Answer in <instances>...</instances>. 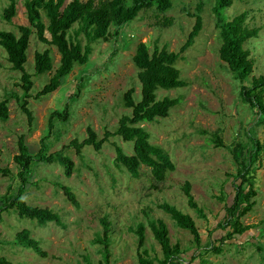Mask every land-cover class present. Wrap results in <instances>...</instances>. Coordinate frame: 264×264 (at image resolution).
<instances>
[{"label":"rangeland","instance_id":"1","mask_svg":"<svg viewBox=\"0 0 264 264\" xmlns=\"http://www.w3.org/2000/svg\"><path fill=\"white\" fill-rule=\"evenodd\" d=\"M11 1L0 0V30L19 37V28L30 26L25 7L28 0H15L17 15L7 22L3 16ZM216 1L173 0V8L166 13L155 9L142 11L135 21L120 30L118 37L112 27L110 40L92 45L90 62L77 65L58 92L40 99L36 95L49 84L59 67L57 48L41 43L33 30L25 64L33 87L30 97H26L22 73L12 69L6 51L0 46V102L8 101L10 111L8 121L0 122V168L11 171L9 177L0 175V206L16 195L20 187L14 161L20 138L25 136L31 154L39 153L42 139L49 133L52 113L66 107L67 120L55 119V127L45 143L48 153L67 147L64 154L75 164L70 178L58 163L34 164L24 200L31 206L59 214L62 226L21 219L13 209L3 212L0 259L12 264H106L103 246L93 243L103 234L101 220L105 218L111 225L108 264H139L143 250L147 251L144 255L147 259L163 260L161 246L149 226L150 221L156 220L166 223L172 245H181L183 253L178 264H264V149L253 164L255 172L251 176L257 192L256 205L242 219V224L250 229L231 240L225 237L228 231L219 228L225 220L226 206L234 199L233 176L238 165L232 150L241 146L245 152H254L257 142L264 147V117L242 102V83L220 60L221 42L213 14ZM200 3L204 5L203 30L176 66L188 86L157 92L158 101L168 97L181 103L170 111L168 118L142 125L150 134V143L163 149L176 166L160 184V190L152 189L154 181L149 168L142 166L140 178L135 179L124 166H116V146L128 156L134 154L133 143L120 136H111L100 151L86 146L81 156L69 149L73 140L83 142L87 138L88 127L102 140L106 132L114 133L119 128L122 117L132 116V109L124 105V95L134 89L135 102L142 100L139 70L133 62L138 44H148L151 52L158 46L179 53L193 30V15ZM244 12L248 13L247 26L260 29L258 37L245 45L255 62L253 74L244 83L248 86L254 77L264 76V0H235L224 16L231 21ZM43 20L48 24L45 16ZM78 28L76 24L70 31L71 37ZM78 39L86 45L83 34ZM48 49L54 69L36 75L35 54ZM25 101L33 114V124L22 110ZM216 134L223 147L213 143ZM186 183L191 184V194L203 210V218L189 206L184 193ZM63 186L72 189L80 204L78 208L67 199ZM244 188L248 191V184ZM164 203L192 217L201 235L202 249H198L189 231L177 227L159 208ZM139 224L145 225L143 250H139L138 236L134 233ZM24 229L41 243L45 258L15 244L17 234ZM219 241L222 254L211 250Z\"/></svg>","mask_w":264,"mask_h":264},{"label":"trees","instance_id":"2","mask_svg":"<svg viewBox=\"0 0 264 264\" xmlns=\"http://www.w3.org/2000/svg\"><path fill=\"white\" fill-rule=\"evenodd\" d=\"M234 1L217 0L213 8L216 29L221 42L219 57L221 61L227 64L228 69L234 74L235 78L242 83L240 93L242 102L249 105L258 115L264 117V76L254 77L250 85H244L247 82L246 80L253 74L255 67L251 52L245 48V45L249 40L258 37L260 29H250L247 26V12L234 17L231 21L226 20L224 11L232 7ZM25 7L30 26L20 27L19 37L13 32L0 30V46L6 51L12 69L22 73V88L26 93V97H30L33 87L32 77L25 70L33 30H35L41 43L57 48L61 58L60 64L49 84L36 95V98L40 99L58 92L77 65H87L93 52L92 45L99 41L110 40L112 27L116 28L115 36L118 37L120 30L135 21L142 11L155 9L160 13H166L173 8V0H72L70 2L68 0H28ZM203 8L202 3L197 5L196 14L193 15L195 25L179 53L169 52L167 47L159 49L158 46L151 52L148 44H138L133 62L139 70L138 80L142 87V100L139 103L135 102L133 98L134 89L124 95V105L126 108L132 109V116L122 117L119 121V128L114 133L106 132L105 138L102 140H99L96 132L88 127L87 138L83 142L73 140L68 145L69 149H73L78 156H81L86 146H91L96 151H100L111 136H120L125 142L133 143L134 154L128 156L115 145L116 166H124L131 177L135 179L140 178L142 166L149 168L154 181L152 189L160 190V184L164 183L169 172L175 171L176 166L163 149L150 143V134L142 125L153 123L157 119L168 118L170 111L181 103L179 99L168 97L158 101L157 92L161 89L169 91L188 86V83L181 79V72L176 66L182 60V55L194 45L195 40L203 30ZM16 15V1L12 0L9 7L5 9L3 18L7 22H12ZM43 16L48 20V24L43 20ZM76 24L79 25L78 31L75 32L74 37H71L70 31L73 30ZM169 24L168 22L166 25ZM81 34L86 38V45H83L82 41L78 39ZM53 69L54 62L51 51L48 49L42 53L36 52V75L49 73ZM27 105V101L23 102L22 110L28 116L29 123L33 124L34 117ZM9 116L8 101L0 102V122L8 121ZM67 117V107L62 111L52 113L49 120V133L42 139L41 150L35 155L31 154L25 136L20 138L19 153L14 158L19 170L17 177L20 187L16 195L6 199L1 204L0 219L3 212L13 209L21 219H30L36 221L39 225L55 223L62 226L59 214L47 208L29 205L24 200V195L26 187L30 185L31 170L35 163H58L64 167V173L68 178L73 175L75 164L72 159L64 154L67 147L61 151L48 153L45 143L55 127V119L66 121ZM213 143L217 147L224 146L218 134L214 135ZM256 147L254 152H245L241 149V146H237L232 150L238 165L237 174L233 176L234 199L231 205L226 206L224 223L219 225L220 229L228 231L227 236H225L227 239L232 240L236 236H242L250 229V226L242 224V219L251 213L256 205L257 192L251 176L255 172L253 164L262 155L264 149L259 142L256 143ZM0 175L9 177L11 171L8 168H0ZM247 184L248 191L244 188ZM62 190L71 204L78 208L80 204L72 189L63 186ZM184 193L188 198L189 206L203 218L204 212L191 194L190 183L185 184ZM159 208L171 217L177 227L189 231L198 249H202L201 235L192 217L182 213L175 206L166 203L160 205ZM101 223L103 234L97 237L93 243L103 246L105 261L108 264L111 257V225L105 218L101 220ZM149 226L154 238L161 246L163 260L156 262V260L147 259L144 256L147 254V251L143 250L146 244L145 225L139 224L137 229L134 230V233L138 236V248L143 250L140 254L139 264H178L177 261L183 253L181 245L179 243L172 245L166 223L163 220L150 221ZM16 243L32 250L40 257L45 258L47 256L41 247V243L34 239L27 229L17 234ZM219 243L220 241L212 245L211 250L216 254H222ZM0 264L12 263L2 258Z\"/></svg>","mask_w":264,"mask_h":264}]
</instances>
